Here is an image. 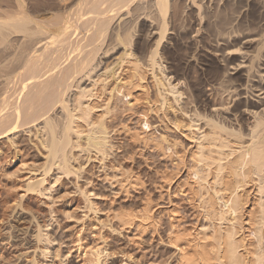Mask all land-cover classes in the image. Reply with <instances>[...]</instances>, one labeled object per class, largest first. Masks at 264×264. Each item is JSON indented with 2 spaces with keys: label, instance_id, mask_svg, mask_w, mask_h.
Listing matches in <instances>:
<instances>
[{
  "label": "bare ground",
  "instance_id": "1",
  "mask_svg": "<svg viewBox=\"0 0 264 264\" xmlns=\"http://www.w3.org/2000/svg\"><path fill=\"white\" fill-rule=\"evenodd\" d=\"M177 1L0 0V142L10 136V141H14L23 137L21 134H26L33 139L38 138L47 148L44 158L49 165L39 173L43 176L28 181L27 192L46 196L50 192L49 188L43 187L46 176L53 169L69 176L74 171L73 166L69 164L81 155H96L105 163L109 160L118 162L119 156L122 155L118 153L124 146L116 144L118 142L114 143L112 139H114L113 135L117 136L114 133L122 130L146 148L153 147L160 160L162 156L169 159L173 165L174 156L179 153L178 140H172L165 134H155L156 130L150 129L153 124H150L149 116H146L145 111H140L146 119L142 120L145 127L140 126L141 121L139 125L136 123L138 121H134L136 123L134 126L140 127V129L135 128V131H131L134 126L132 128L127 123L132 116H128L127 121L121 118L122 114L135 116L139 112L133 108L135 102L130 98L135 96L133 88L142 86L141 83L134 82L130 78L136 75H140L141 79L145 77L139 56L146 57L153 70L157 67L162 70L157 58L158 49L165 40L167 32L171 34L172 29L176 27L173 22L175 15L171 13V8H174L175 2L179 4ZM247 1L257 3L259 0ZM155 15L160 16L159 21ZM155 36L158 38L151 45ZM253 37L246 38L247 44L256 40L255 36ZM257 38L261 40L260 37ZM262 48L263 46L259 44L255 53L240 48L228 51L229 55L225 54L226 58L231 55L239 57L236 63L229 65L232 74H238L242 80L240 83L242 93L237 94L236 89L234 91L232 89V93L238 96L237 98L234 95L235 98L240 99L237 109L242 112L240 115L243 118L238 130L233 125L232 127L226 124L233 123L237 118L235 113L226 114L225 104L214 102L216 105L210 107L211 112L224 118L223 123L220 120L221 124L219 120L206 119L208 115L189 111L188 113L191 114H187V111H183L184 115L190 116L192 123L188 126L193 127L190 129L193 136H187L195 142L187 176L189 181L186 183L191 185L189 190L191 201L198 202L195 205L199 208V213L194 212V216L197 215L196 222L201 215L203 224L202 236H198L199 242L193 245L190 240H183V234L181 232L178 234L177 227L169 221L173 231L167 234L170 244L179 250L178 264H264V51H261ZM136 53L140 55L137 56ZM261 67L263 72L259 70ZM125 72L127 74L124 75ZM112 78L115 80L113 83H111ZM155 79L158 85L163 86L166 94L179 99L177 85L163 71ZM234 80L236 81V78ZM251 81H254L253 84L250 83ZM223 88L222 85L209 86L207 94L217 91L222 95L230 93ZM229 93V96L233 95ZM244 106L245 108L241 109ZM161 107L165 108L163 104ZM170 121L181 130L179 128L182 124L177 117L171 118ZM167 123L165 121V125ZM128 126L132 129L130 130ZM165 127L169 128V125ZM244 127L245 131H243ZM22 141L20 139V142ZM115 141L118 140L115 138ZM125 147L127 150L128 147ZM75 150L78 151L77 154L74 153ZM129 152L132 155L133 151ZM131 155L130 159L136 158ZM183 157L179 156L181 158L179 162H182ZM105 163L100 167L107 170L108 166ZM169 165L164 169L157 168V171L163 174L161 177L165 178L166 182L170 183L176 173H179L180 168L174 165L178 166L174 176L176 167L170 165V170L173 167L172 172L169 170ZM131 169L123 171V176L135 175ZM139 178L137 176V179ZM248 186L255 187L254 195L251 194L252 192L249 193L253 189L248 190ZM162 189L165 188H161V192ZM169 200H167L169 203L172 202V199ZM169 210L173 215L176 206L172 205ZM115 216L123 224L129 222V213H119ZM149 217L147 211L144 218ZM160 218L161 216L156 221L161 220ZM253 226L256 231L254 243L246 234V230ZM42 232L43 229L39 226L37 238L40 241L49 240V236L43 235ZM162 240L167 243L164 238ZM182 240L186 244L188 241L193 245V249L187 248L186 244L187 247L183 246ZM53 244L57 242L54 241ZM100 249L103 248L93 251L96 264L103 262L101 260L103 251Z\"/></svg>",
  "mask_w": 264,
  "mask_h": 264
},
{
  "label": "rangeland",
  "instance_id": "2",
  "mask_svg": "<svg viewBox=\"0 0 264 264\" xmlns=\"http://www.w3.org/2000/svg\"><path fill=\"white\" fill-rule=\"evenodd\" d=\"M178 1L179 4L181 3L180 6L175 2L177 7L174 5V8H171V13L175 15L173 22L176 27L173 26L171 34L167 32L165 40L158 49L157 58L162 70L160 67L153 70L147 58L136 53L137 56L140 55L141 70H144L145 77L141 79L140 75H136L130 78L142 84L133 88L135 96L130 98L135 102L133 108L137 109L139 114L136 113L135 116L122 114V118L120 116L123 121H127L128 116H132L127 122L132 128L136 123L139 125L140 121L142 124L140 126L145 127L142 120L146 119L140 114L145 111L147 114L145 115L149 116L150 124H153L150 129L156 130L155 134H165L172 140H178L179 153L174 156L173 165L169 159L162 156L160 160L153 147L146 148L122 130L121 133H114L117 136L113 135L114 139H112L114 143L118 142L116 144L124 146L118 153V155L122 154L118 162L109 160L105 163L96 155H81L69 164L74 170L69 176L63 175L56 169L46 176L43 187L49 188L50 192L46 196H41L36 192H27L26 187L29 180L43 176L39 173L48 167L49 164L44 158L47 148L38 138L33 139L26 134H21L22 142L19 138L11 142V136L3 138L0 142L2 149H0V264H96L93 251L99 248L104 249H100L103 251L102 264L105 262V264H178L179 250L170 244L168 238L169 232L173 231L171 223L177 227L178 234L180 232L183 234V240H190L193 245L199 242L198 236H202L203 221L200 215L199 221L196 222L197 215L194 216V212L199 213V208L195 205L198 202L191 201L189 195L191 185L186 183L189 181L187 176L195 142L188 137L193 136L192 130L190 131L193 127L188 126L192 122L190 116L184 115L183 111H187V114L195 112L194 114L208 115L206 119L213 118L219 120L221 124L224 118L217 114L216 116L211 112V108L216 104H225L226 114L235 113L237 118L233 123H225L229 126L233 125L236 130L241 127L243 118L242 112L237 109L240 100L237 99V94L243 91L240 89L242 80L238 74H232L230 69L239 57L231 55L226 58L225 54L229 55L228 51L240 48L255 53L259 44L263 46L261 51H264V8H261L263 11L258 8L264 6V0H259L257 3L246 0ZM155 18L157 21L160 20L158 15H155ZM253 36L256 40L259 39L257 37L261 40L247 44L246 38H254ZM157 38L158 36H155L152 39L151 45ZM262 68L259 69L261 72H263ZM162 71L177 85L179 99L166 94L163 86L156 83L155 77L160 76ZM114 81L112 78L111 83ZM212 85H222L230 93L232 89L239 91L235 90L237 94L233 92L230 96L229 92L222 95L218 91L207 94L208 87ZM164 100L166 103H163ZM161 103L165 108L161 107ZM243 108L245 106L241 107ZM170 116L172 119L178 118L183 127L179 128L181 130L172 124ZM165 121L168 122L169 128L165 127L167 125ZM138 125L134 126V129L131 128L132 130L128 127L131 131H135L140 129ZM115 138L118 141H115ZM125 146L128 147L127 150L130 149L128 152ZM129 151H133L132 155ZM77 152L74 151L76 154ZM129 154L134 155L135 160L130 159ZM179 156H184L182 162H179L181 160ZM103 163L107 164V170L101 169ZM167 164L172 166L180 164L176 176L174 173L178 166H174L176 168L173 172V167L170 170L169 165V170L175 176L170 183L166 182V179L161 177L163 174L157 171V168L168 167ZM125 168H132L135 175L123 176ZM137 176L140 178L137 179ZM161 188H165L162 189L163 193L160 191ZM247 188L253 189L249 193L252 192L251 194L254 195L255 187ZM169 199H172V202L169 203ZM172 205L176 206L173 215L169 213ZM147 211L150 217L144 218ZM125 212L129 213V222L123 224L115 215ZM160 216L162 221H156ZM175 216L176 218L173 219ZM39 226L43 229V235L49 236V240L40 241L37 238ZM246 234L253 243L256 241L254 226L246 230ZM163 238L167 243L163 242ZM54 241L57 244H53ZM189 242L187 241L186 244L183 241L182 245L186 244L188 247L185 246L191 247L189 249L192 250L193 245Z\"/></svg>",
  "mask_w": 264,
  "mask_h": 264
}]
</instances>
